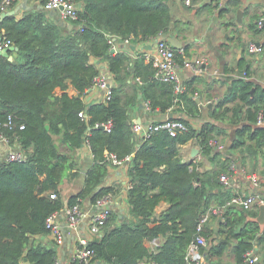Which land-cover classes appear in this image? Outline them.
Wrapping results in <instances>:
<instances>
[{"label": "trees", "instance_id": "obj_1", "mask_svg": "<svg viewBox=\"0 0 264 264\" xmlns=\"http://www.w3.org/2000/svg\"><path fill=\"white\" fill-rule=\"evenodd\" d=\"M73 1L81 7L72 30L46 9L26 10L21 18L14 15L0 22V30L18 48L12 51L16 53L14 60L0 55V131L25 155L17 161L0 157V264H23L25 260L56 264L57 249L44 243L42 237L49 234L48 217L66 205L62 184L79 174L75 171L79 165L77 151L86 142L94 165L86 174L83 189L69 198V205L79 199L94 203L110 192L116 194L117 189L104 185L109 173L105 155L130 158V217L119 223L112 212L102 235L89 242L96 252L93 261L190 264L188 251L199 234V222L213 204H223L232 196L221 182L224 172H234L231 165L237 160L232 153L240 149L242 162L248 157H264V126L257 125L259 114H264V86L250 80L235 81L229 94L215 103L208 119L197 129L192 121L201 116L202 108L193 97L197 91L192 82L187 83V91L176 103L172 84L154 79L152 64L143 54L133 59L124 51L113 52L109 43L111 36L132 43L172 36L176 22L170 0ZM18 3L14 0L12 8ZM240 5L241 0H227L224 8L218 7L224 14ZM250 28L255 34L264 31V26L259 28L255 23ZM184 51L187 55L188 48ZM177 60L183 63L185 57L178 53ZM104 63L113 77L114 96L107 103L89 105L84 96ZM246 74L251 76L249 70ZM69 82L78 95H56L58 88L66 91ZM141 101L152 111L175 108L180 114L171 118L186 123L188 130L172 136L162 129L148 140H139L131 112ZM81 112L87 117H81ZM9 116L13 117V128L4 126ZM110 118L114 121L112 132L96 126ZM219 122L240 125L235 137L229 138ZM21 125L25 128L20 129ZM213 139L224 145L227 139L225 150L214 148L210 143ZM190 141L200 146L203 159L219 168L202 172V160L185 161L181 149ZM52 193L58 197L53 199ZM163 201L169 208L156 217ZM233 211H237L235 206L225 214L222 233L230 241L238 240L235 254L243 264L244 254L254 241L264 246V232L257 236L260 227L254 221L239 229L246 217L237 211L241 216L236 220L230 216ZM203 235L208 239L207 227ZM160 237L164 240L154 249L146 246V240ZM225 250L226 244L213 246L206 260L222 256ZM202 252L205 254L207 247Z\"/></svg>", "mask_w": 264, "mask_h": 264}, {"label": "crops", "instance_id": "obj_2", "mask_svg": "<svg viewBox=\"0 0 264 264\" xmlns=\"http://www.w3.org/2000/svg\"><path fill=\"white\" fill-rule=\"evenodd\" d=\"M226 2L227 0H219V3L216 2V0H194L192 6H187L183 0L169 1L171 13L176 22V27L173 29V32L175 33L172 36H168L169 39L175 36L184 44L183 50L188 48L187 55L186 53L181 54L185 58L202 55L207 56L208 58L210 73L202 75L195 74L190 69L184 68L182 66L183 63L178 61L181 65L179 72L186 83V87L188 82L193 83L192 86L197 91L193 94V97L197 99V102L202 108L201 116L192 121L193 126L197 129H199L203 122L208 119L210 110L214 107L215 103L229 94L235 81L250 80L255 82L256 85L260 84L264 86V53H252L248 49V44L252 41L264 43V31L261 34H255L250 28L251 23L258 24L259 19L264 16V0H241L240 7L236 9L231 8V10L222 14V10L219 9L218 6L222 5L224 8ZM23 4H26V8H21L16 13L15 16L17 18H21L26 10L44 9L43 5L37 0H19L17 6ZM16 7L11 8V10H14ZM239 10L243 11L241 22L238 19ZM48 13L50 16L53 15L60 18L59 11H54V13L48 11ZM258 27L263 28L260 27L259 24ZM164 37L166 36L159 35L158 37L144 41L139 40L137 43H132L131 41L126 43L117 39L116 44L118 51H124L135 59L140 56V54H143L144 56L147 54H154L159 39ZM243 44H245L244 47ZM15 56L16 53H12L11 51L7 57L10 60H14ZM102 66L104 70L109 72L106 63ZM247 70L250 71L251 76H247ZM241 73H244L245 76L242 77ZM133 83H136V80H133ZM65 92L70 96L78 95L77 90L73 87L71 82H69L66 91L58 88L56 90V95L61 96ZM103 95L104 90L97 87L90 88L85 94L84 100L89 105L96 104L102 102ZM145 103L147 102L141 101L138 107L131 112L132 124L136 122H141L143 124L160 123L167 118L178 116L180 114V112H175V109L169 112H162L160 110L152 111V109L148 110ZM210 104H213V107L209 110L207 115H204V110L207 109ZM218 125L227 129L229 138H234L236 130L240 127V125L223 122H219ZM137 137L139 139L138 135ZM220 138L223 137L221 136ZM225 143V145H228L227 139L225 140ZM193 148L199 149V155L195 159L192 157ZM214 148L220 150L217 147ZM8 151L9 146L4 145V147H1L0 157H7ZM240 153V149L236 154L232 153L233 157L237 160L234 164L237 168L234 172H224L231 178V183L229 185H224V190H227L232 195L231 198L236 193L246 195L259 193L264 196V157L260 155L256 156L254 159L248 157L245 162H242L239 160L241 156ZM77 155L79 165L75 171H79V174L74 178L66 179L62 184V197L65 199V202L69 200L72 195L83 189L86 174L94 165V156L87 143L77 151ZM181 155L187 162H191V160H195L194 162L202 160L204 162V168L201 169L202 172L204 170L208 171L219 168L208 159H203L201 148L195 141H190L183 145ZM129 167V162L124 163L122 166L109 165V173L104 179V185L109 187L112 186L117 189V193L115 194L116 202L113 206L112 212L117 216V221L119 223H121L123 219L130 217L128 204V188L131 185ZM232 167L233 165H231V169ZM253 176L262 179V181L259 182L258 187H255L252 182ZM219 205L222 204H213V206ZM90 207L91 203L85 200L83 208L89 210ZM168 208L169 204L163 201L156 209V217H159ZM235 208L237 211L242 212V216L246 217V221L240 223L239 229L245 226L244 223L247 221L251 222L253 218L258 217L260 214L259 206H256L251 210H245L237 206H235ZM237 211H233L230 216L236 220H240L241 215L237 214ZM61 220L64 222L65 218L62 216ZM223 221L224 218L212 217L206 224L209 233L208 243L210 239H213L212 247L215 245L226 244V250L222 256L207 259L205 264H239L235 254V247L238 240L233 239L230 241L226 239L222 233ZM259 234L260 231H258L257 236ZM214 236L217 237L215 238ZM97 237L99 236H92L90 234L89 219H86L78 227V230L72 233L67 232L66 241L63 245H58L50 234L43 236L42 239L44 240V243L57 249V261L59 264H75V258L79 249V238H88L91 241ZM222 239H225L226 241H222ZM163 240V237L154 241L146 240L145 244L154 249ZM250 250H254L256 256L259 257L260 260L257 264H264V262L262 263V260H264V246H259L258 242L256 243V241H254L253 247H251ZM208 252H210V250H207L205 255H207ZM96 262L97 261H93L92 264H97ZM23 264L31 263L25 260ZM101 264L105 263L101 261ZM243 264H246L245 261Z\"/></svg>", "mask_w": 264, "mask_h": 264}, {"label": "built area", "instance_id": "obj_3", "mask_svg": "<svg viewBox=\"0 0 264 264\" xmlns=\"http://www.w3.org/2000/svg\"><path fill=\"white\" fill-rule=\"evenodd\" d=\"M41 3L47 11H59L60 18L66 22L73 23L79 19V5L73 0H37ZM187 6H192L193 0H183ZM14 0H2L0 6V15L8 12L12 8ZM260 27L264 26V16L258 21ZM117 37H110L109 43L112 45V50L118 52L117 47ZM124 42L129 43V40ZM15 44L11 38H9L4 31H0V51L14 47ZM248 49L252 53H264V43L250 42L248 44ZM184 54L183 49L177 50L170 42L167 37L161 38L158 41L156 52L154 54L145 55V60L152 64L154 69V79L161 82L170 83L174 88L175 102H179L180 95L185 93L187 90L186 83L183 77L180 75L179 69L181 67L177 60V54ZM182 66L186 69L193 70L195 74H209L210 69L208 65L207 56H194L190 58H185ZM112 74L107 70H104L103 66L101 72L94 79V85L91 88H99L104 90L102 102H109L114 96V81L112 79ZM140 84L142 80L140 77L136 79ZM211 102V101H210ZM146 108L149 110L150 106L145 103ZM175 108H170L168 110L172 111ZM81 117L86 118L87 115L84 112L80 113ZM257 125L264 126V114L260 113L257 121ZM4 126L13 128V117L9 116L8 122L4 123ZM97 127H103V130L110 133L114 129V121L112 118L107 121L97 124ZM133 130L136 135L139 136V140L145 141L150 139L155 132L166 129L170 132L172 136L187 131L188 125L180 120L173 118H167L163 122L158 123H139L136 122L132 125ZM25 126L21 125L20 129H24ZM11 137L0 131V144L9 146V151L7 154L8 161L22 160L25 155L16 147H12ZM88 144V142H86ZM211 145L217 147L220 150H225V145L219 143L218 140H211ZM89 145V144H88ZM130 158L121 160L116 154L106 153L105 162L109 165L122 166L124 163L128 162ZM236 165H233L232 169L235 171ZM252 182L255 187L259 186V182L262 179L257 176H253ZM221 182L224 185H229L231 183V178L228 174H222ZM131 188V185L129 186ZM128 188V189H129ZM51 197L56 199L58 196L56 193H52ZM85 200L79 199L78 203L74 205L66 204L61 211L54 212L51 214L46 221V228L49 234L55 240L58 245H63L66 241L67 232H74L78 230V227L86 220L89 219V232L92 236H101L104 228L106 227L111 215L112 209L116 202V195L112 192L97 198L94 203H91L89 210L83 208V203ZM264 205V196L259 193L253 194H242L236 193L234 196L228 200L226 203L211 207L208 212L203 216L198 224V236L192 242L188 251V259L191 260L190 264H205L206 257L202 252L203 247H207L208 239L203 235L206 224L212 217L224 218L225 214L230 207L237 206L245 210H251L254 207H260ZM65 218L62 222L61 217ZM90 239L79 238V249L75 258V264H92L96 252L94 249L89 247ZM259 257L256 256L254 250H248L244 254V261L246 264H257L259 262ZM56 264H59L58 261Z\"/></svg>", "mask_w": 264, "mask_h": 264}, {"label": "water", "instance_id": "obj_4", "mask_svg": "<svg viewBox=\"0 0 264 264\" xmlns=\"http://www.w3.org/2000/svg\"><path fill=\"white\" fill-rule=\"evenodd\" d=\"M193 3H194V0H193ZM79 7H81V4H79ZM21 8H26V4H23V5H19L17 6L14 10H11V11H8V12H5L3 14L0 15V22H2L4 19H6L7 17L9 16H14L16 15V13L21 9ZM54 13V11H52ZM242 15H243V11L242 10H239L238 11V19L239 21L241 22V19H242ZM60 22L67 26L68 28H70L71 30L74 29V24L70 23V22H66L64 20H62L61 18H59ZM171 44L177 49V50H180V49H183L184 48V44L175 36H173L171 39ZM258 44L260 42H257ZM245 46V44H243V47ZM13 50H18L17 47H11L9 49H5V50H1L0 51V55H4V56H9V53ZM114 52V50H112ZM241 76L244 77L245 74L244 73H241ZM252 92H254V88L252 90ZM213 107V104H210L208 106L207 109L204 110L203 114L204 115H207L209 110ZM141 123V122H139ZM99 129H102L103 130V127H99ZM1 147H4V145L0 144V148ZM199 155V149L197 148H193L192 149V157L195 159L197 156ZM195 161V160H194ZM193 160H191L190 163L194 162ZM89 202L91 203V200H89ZM66 204H68V200L66 201ZM252 221L254 222H257L259 224V227H260V233H263L264 232V205H261L260 206V214L258 217L256 218H253ZM215 238L217 236H214ZM222 241H226L225 239H222ZM212 244H213V239H210L209 240V243L207 245V250H211V247H212ZM264 262V260H262V263ZM97 264H101V261H97L96 262Z\"/></svg>", "mask_w": 264, "mask_h": 264}, {"label": "rangeland", "instance_id": "obj_5", "mask_svg": "<svg viewBox=\"0 0 264 264\" xmlns=\"http://www.w3.org/2000/svg\"><path fill=\"white\" fill-rule=\"evenodd\" d=\"M193 72V70H191Z\"/></svg>", "mask_w": 264, "mask_h": 264}]
</instances>
